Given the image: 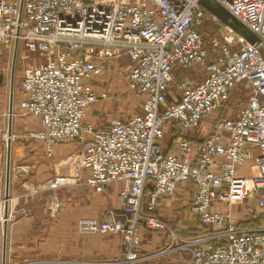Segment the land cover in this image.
Here are the masks:
<instances>
[{"label":"built area","instance_id":"obj_1","mask_svg":"<svg viewBox=\"0 0 264 264\" xmlns=\"http://www.w3.org/2000/svg\"><path fill=\"white\" fill-rule=\"evenodd\" d=\"M214 1L258 43L230 26L223 40L206 43L199 29L210 12L200 0H0V47L22 45L41 58L22 69L20 107L41 123L31 136L42 140L49 156L58 143L80 144V152L67 158L72 172L56 176L50 188L78 184L106 194L121 184V213L79 222L82 235L122 237L121 256L107 264L175 254L180 264H264V232L213 210L216 202L249 196L264 206V0ZM124 57L130 61L127 90L143 96L140 112L107 125L87 121L96 102L121 100L119 92L96 90L94 81ZM179 69H194L200 77L177 78ZM239 87L247 102L236 114H222ZM211 119L205 137L190 138ZM169 128L174 137L168 149L163 140ZM251 156L255 174L243 175ZM185 183L194 185L188 211L203 228L194 237L181 235L158 212L161 201ZM5 204L0 196L2 223L11 218ZM61 207L54 199L50 216L56 218ZM142 226L169 238L142 254Z\"/></svg>","mask_w":264,"mask_h":264},{"label":"crops","instance_id":"obj_2","mask_svg":"<svg viewBox=\"0 0 264 264\" xmlns=\"http://www.w3.org/2000/svg\"><path fill=\"white\" fill-rule=\"evenodd\" d=\"M13 51V53H12ZM15 50L0 47V196H6V173L8 159V142L11 141V177L10 204L11 218L0 222V264H3L6 249V264H107L122 254V240L98 235H82L79 222L82 218L106 219L112 214L122 212V202L113 211L112 200L109 197L99 201L97 193L88 186L73 184L61 188H50V182L58 175L71 173L68 156L80 152V144L72 141L61 142L55 146L54 154L49 156L41 139L31 136L40 130V119L25 114L20 103L25 98L21 87V76L16 73V65L22 69L27 65L41 62L37 55L27 54L25 49L18 48L16 62ZM127 64L128 74L130 61L121 58L116 64ZM186 71L179 69L177 78L186 76ZM194 72V71H193ZM199 75L196 71L194 75ZM19 77L20 80H17ZM107 81L111 74H106ZM103 77V78H105ZM195 79H199L193 76ZM96 79L94 87L102 91L112 89L111 84H105ZM13 95L12 133L10 128L11 91ZM243 87L234 90L231 102L221 107V113H235L239 107L247 102L237 104L234 110L232 100L235 94L241 93ZM246 96V94L244 95ZM112 98L100 100L88 109L86 120L97 125L102 124L101 103L110 106ZM99 103V104H98ZM231 106V107H230ZM236 114V113H235ZM213 119V118H212ZM211 120L204 121L201 126L189 133L190 138L199 140L207 135ZM167 137H169L167 139ZM174 134L169 128L163 140L165 148H170ZM254 158L251 156L242 166L240 173L247 176L255 174ZM121 184L115 183L109 195L119 197ZM194 185L185 183L174 196L161 201L159 214L181 235L194 237L201 232L200 222L188 211L191 192ZM54 199L62 202L56 218L49 214V208ZM109 199V200H108ZM121 201V199H120ZM98 204L100 207L98 208ZM115 205V204H114ZM118 205V204H116ZM26 210V214L22 213ZM213 210L230 212L232 219L242 228L264 232V206L259 199L249 196L244 202H216ZM143 231L148 230L142 226ZM146 241H142L141 252L148 254L156 251L169 238L166 231H148ZM177 258L176 260L174 259ZM178 264V256L172 255L155 262L143 264Z\"/></svg>","mask_w":264,"mask_h":264},{"label":"rangeland","instance_id":"obj_3","mask_svg":"<svg viewBox=\"0 0 264 264\" xmlns=\"http://www.w3.org/2000/svg\"><path fill=\"white\" fill-rule=\"evenodd\" d=\"M227 26H229L227 23H225L224 21L220 20L218 17L216 18L215 15H213L212 13H210V15L208 16L207 20L205 21V23L201 26L202 30H203V36L206 39V43H208L210 41L211 38H218L220 40H223V38L230 34V32L228 31V29L226 28ZM22 49L23 48L22 45L19 46ZM26 50V49H25ZM27 54H31V55H35L33 53H29L26 50ZM13 53V51H12ZM126 68H127V64L120 62L118 64H116L114 66V68L109 71L106 72L102 77H100L99 79H102L100 81H102V83L105 84H111V90L108 89L111 92H119L121 94V100L119 102L116 101H111L110 102V106H107L106 103L107 102H99L101 103L100 105L102 106V109H107L106 111H102V115L100 116L101 118V122L102 124H106L109 121H111L113 118L115 117H122V118H127L131 115H134L138 112H140L141 110V106L143 103V96H141L139 93L127 90V72H126ZM194 69H188V71L185 72V74H187L190 77H197L199 78V75H194ZM22 72V67H19L18 64L16 65V73L18 74V76H21ZM108 73L111 74L110 80L107 81L106 79V74ZM105 77V78H103ZM194 78V77H193ZM17 80H20L19 77L17 78ZM246 94L245 90H241V93L239 94H235L233 100H232V105L234 102V110L235 107L237 106V104L243 103L245 102V97L244 96ZM98 103V104H99ZM231 107V106H230ZM169 137H167L168 139ZM166 144V141L163 142V145ZM111 189V188H110ZM109 189V191H110ZM109 191L106 194H98L97 193V197H99V201L100 200H104L106 197L112 200V204H113V211L115 210V206L118 208V206H120L119 204H121L120 199L118 198V196H114V195H109ZM108 199V200H109ZM115 204V205H114ZM118 204V205H116ZM100 207V204H98V208ZM166 221V220H165ZM167 222V221H166ZM171 226V225H170ZM201 229L202 226H201ZM148 231H153V230H144L142 229V240L146 241L145 238H147V236H149V232ZM157 231H162V230H155ZM98 236H106L109 238H116V239H121L122 237L119 235H107V234H96ZM174 259L176 260L177 263V258L174 257ZM180 264V263H178Z\"/></svg>","mask_w":264,"mask_h":264},{"label":"water","instance_id":"obj_4","mask_svg":"<svg viewBox=\"0 0 264 264\" xmlns=\"http://www.w3.org/2000/svg\"><path fill=\"white\" fill-rule=\"evenodd\" d=\"M201 5L210 13L218 17L220 20L227 23L236 33H238L240 36H242L245 40H247L249 43L257 44L258 38L257 36L250 31L245 25H243L239 20H237L228 10L221 7L219 4H217L214 0H200ZM18 46L15 48V61L14 66L16 62V56H17ZM13 95L14 90L12 86L11 91V108H10V128H9V134L12 133V113H13ZM10 177H11V141L8 142V159H7V173H6V204H5V217H8L9 214V187H10ZM6 226V232H7V221L5 223ZM3 264H6V249L4 250V259Z\"/></svg>","mask_w":264,"mask_h":264},{"label":"trees","instance_id":"obj_5","mask_svg":"<svg viewBox=\"0 0 264 264\" xmlns=\"http://www.w3.org/2000/svg\"><path fill=\"white\" fill-rule=\"evenodd\" d=\"M199 31H200V33H201L202 35H204V34H203V30H202L201 27H200ZM150 190H151V189L149 188L147 192H149ZM160 264H161V263H160Z\"/></svg>","mask_w":264,"mask_h":264}]
</instances>
